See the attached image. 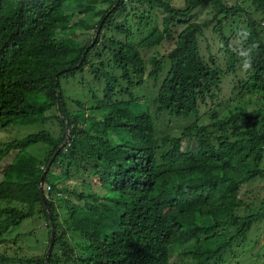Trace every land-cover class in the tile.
<instances>
[{"label":"trees","instance_id":"trees-1","mask_svg":"<svg viewBox=\"0 0 264 264\" xmlns=\"http://www.w3.org/2000/svg\"><path fill=\"white\" fill-rule=\"evenodd\" d=\"M201 7L211 19L198 22ZM207 31L221 46L205 56ZM255 96L264 101V0H0V131L57 127L0 139V264L246 257L241 247L264 221V199L249 189L264 179ZM161 115L194 121L179 136L160 134ZM38 144L41 156L27 153ZM36 217L50 242L54 228L48 261V250L13 257L8 245L33 234L13 231Z\"/></svg>","mask_w":264,"mask_h":264},{"label":"rangeland","instance_id":"rangeland-1","mask_svg":"<svg viewBox=\"0 0 264 264\" xmlns=\"http://www.w3.org/2000/svg\"><path fill=\"white\" fill-rule=\"evenodd\" d=\"M229 1L230 4H234V1L237 0H229ZM247 4H249L248 1ZM248 10L252 11L250 7L248 8ZM196 14H197L196 19L198 20V22H204L212 18V9L210 7H201L198 10H196ZM237 23L239 25V28L245 27L244 23L242 24L240 23V21ZM91 31L92 30H90L89 34H91ZM205 37L206 38L201 40L200 46L203 55L208 56V52H209L208 44H212L213 47L215 48H219V46L221 45H219L218 42L219 39L218 34H215L212 31H207ZM83 38H84L83 35L80 34L79 31L76 39L82 40ZM154 51L155 48L150 49L148 54H153ZM162 52L167 53V50L162 49ZM225 81L226 82L224 83L223 89L226 90V92L224 93L227 95L229 94V88L233 86V83L236 81V76L231 75L229 77H225ZM152 84L151 85L149 84L150 89H153ZM67 90L68 91L66 93L70 95L71 98H74L79 93L78 88L75 86H71L67 88ZM254 103H256L258 106L264 105V101H262L261 98L257 96H255V99L253 100V104ZM193 121L194 118L182 119L177 117L176 118L170 117L168 115H161L160 118H156V124L159 133L169 134L174 136H179L181 132L187 126H189ZM44 129L50 131H56L57 127L55 121L50 120L48 123L40 121L34 125H26V126L13 125L8 130L0 131V139L1 142H4L10 139L11 137L20 139L25 137L27 134L39 132L40 130H44ZM42 152H43V144L34 145L27 149V153L32 155L41 156ZM58 179L61 181L63 177L61 176ZM249 189H253L255 196H260V198L264 199V179L257 180L255 183L252 184V186L249 187ZM257 193L260 194L258 195ZM31 231L33 232L32 235L27 236L26 238H21V240L14 245H12V243L8 245L10 247L9 252L13 257H16L18 259L26 258V257L27 258L39 257L42 254L46 253V250L49 249L50 237L44 218L36 217L32 220H29L25 222L23 225H21L19 228L15 229L13 232L15 234H18L21 232L28 233ZM241 248H244L246 257L244 256L242 257L241 255H235L234 258L225 257L226 258L225 263L223 264H264V221L258 224L257 227H254L250 231L246 240L244 241V246ZM236 251L238 252L239 249L237 248ZM255 255L261 256V259H259L260 261H258V263L252 261V257Z\"/></svg>","mask_w":264,"mask_h":264},{"label":"water","instance_id":"water-1","mask_svg":"<svg viewBox=\"0 0 264 264\" xmlns=\"http://www.w3.org/2000/svg\"><path fill=\"white\" fill-rule=\"evenodd\" d=\"M71 139V136L70 134L68 133L67 134V138H66V141L59 147L58 151L59 152L60 150H62L66 144L70 141ZM53 160V159H52ZM52 160L49 162L48 166L46 167L44 173L42 174L41 176V179H40V185H39V189H40V192L41 194L44 196V189H43V182H44V179L49 171V169L51 168V165H52ZM44 200V204H46V201H45V198H43ZM50 220H52L51 216H50ZM54 242H55V233H54V228H53V225L51 224V243H50V246H49V249H48V253H47V257H46V260L48 261V258H49V254L52 252V249L54 247Z\"/></svg>","mask_w":264,"mask_h":264},{"label":"clouds","instance_id":"clouds-1","mask_svg":"<svg viewBox=\"0 0 264 264\" xmlns=\"http://www.w3.org/2000/svg\"><path fill=\"white\" fill-rule=\"evenodd\" d=\"M255 46H250L246 50H241L240 58H241V65L244 71H248L253 66V51ZM51 243V242H50Z\"/></svg>","mask_w":264,"mask_h":264}]
</instances>
